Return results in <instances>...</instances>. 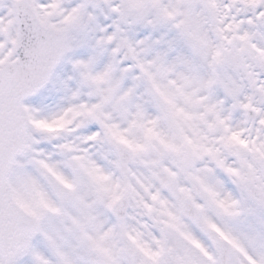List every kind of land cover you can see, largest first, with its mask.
<instances>
[{"label":"snow or ice","instance_id":"6c2138e0","mask_svg":"<svg viewBox=\"0 0 264 264\" xmlns=\"http://www.w3.org/2000/svg\"><path fill=\"white\" fill-rule=\"evenodd\" d=\"M0 264H264V0H0Z\"/></svg>","mask_w":264,"mask_h":264}]
</instances>
